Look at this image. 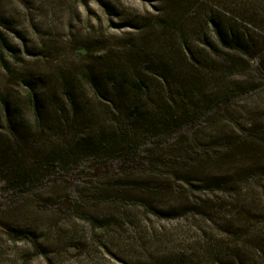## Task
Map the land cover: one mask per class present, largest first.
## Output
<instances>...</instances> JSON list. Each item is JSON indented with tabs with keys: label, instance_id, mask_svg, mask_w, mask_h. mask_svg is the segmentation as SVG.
Instances as JSON below:
<instances>
[{
	"label": "trees",
	"instance_id": "trees-1",
	"mask_svg": "<svg viewBox=\"0 0 264 264\" xmlns=\"http://www.w3.org/2000/svg\"><path fill=\"white\" fill-rule=\"evenodd\" d=\"M62 1L0 0V64L10 74L9 76L17 79L25 89L27 103L33 110L38 126L44 122L46 109L40 92L42 82L26 67L13 66L6 59L4 52L11 51L14 47L11 46L9 33L27 42L25 37L31 31L40 40L46 39L41 43L46 58L51 62L59 61L66 53H64L65 49L55 48L58 42L55 43L56 38H53V35L57 30L56 16L61 9ZM175 1H177L176 13L170 15V10H164L166 12L164 15L167 14L169 17L160 16L154 22L155 27L162 31L148 36L147 43L152 44L157 37L160 38L163 30H166V34L160 38L164 45L173 37L176 24L180 29L190 28V19L193 16L190 17L186 10L184 11L182 0H170L169 3ZM254 1L248 3L242 0V4L237 7L240 14L234 17L236 20L216 12L211 19H202L207 26L211 25L214 29V45L210 44V46L204 42L212 47L213 51L201 50L197 55L190 46V43H195V37L187 41L185 36L180 35V48L168 46L165 49L170 54L176 52L183 56L177 65L159 63L155 55L160 54V51L150 50L146 72L140 68H133L132 71L130 68H123L122 89H120L122 94H119L118 100L116 99L118 102L115 100L114 103L107 94H99L102 100L109 102L115 108L117 117H113L114 114L112 116L110 107L105 111L107 117L112 116L116 123L115 132L104 131L105 133L99 135L96 141L86 139L85 134L89 125V115L86 114L81 129L77 131L76 144L68 142V146L63 145V149L58 153H52L45 158H35L32 164H24L23 157L19 156V144H22V138L11 121L13 114L11 97H8V94L1 95L0 104L8 119L9 135L8 139H1L3 142L0 143V184L4 185L3 196L7 195L4 197V206L10 210L13 206H17V202L21 203L25 198L34 195L44 197L49 193V186H57L63 193L56 194V191L54 197L48 198L50 200L48 208L50 211L58 212L61 219L55 224V229L65 233L64 224L67 223H64L63 219L69 216L64 204L67 189L57 179L52 178L55 170L67 167L69 170L81 169L82 172L88 173L89 169L96 166L106 167L101 163L105 155L117 159L118 175L114 178H106L103 184L96 182L94 192L90 191L91 199H86V205L90 208L97 205L100 208L104 204L111 210L118 208L104 216L102 220L110 222V226L117 228L122 246L130 249L126 254L131 256L130 263L119 259L121 264H152L151 260L154 259V254L150 255L152 243L142 237L138 239L128 234L129 228L132 226L136 228L142 223L134 215L135 211L140 213L138 207L145 208L150 214H163V209L154 207L156 204L152 200L154 198L163 195L165 197V194L168 197L172 196L170 201H167L169 211L182 210L186 204L202 207L207 212L203 215L213 222L214 215L209 214H214V200L205 201L195 198L194 193L200 187L192 184L188 177L196 170L200 174L206 167L214 166V163L229 164L227 158L231 156L232 151L242 153L247 150L257 157L264 146L262 139L264 132H245L234 121L239 102L231 104L226 109H220L222 103L246 95L252 85L260 86L264 83V59L256 60L264 52V45L253 48L256 41L247 33L249 27L264 31V2L260 4ZM181 6L182 10L178 11ZM203 6L204 10L208 8V4ZM242 22L245 24L242 25ZM68 48L69 55H77L79 59L87 51V46L80 41ZM61 62L63 63V60ZM77 71L75 66L69 78L65 77L64 73H60L57 78L58 91L60 97H63L62 100L66 99L73 114L84 116L85 111L81 109L75 93ZM161 79L162 83L159 82ZM257 81L261 84L257 85ZM212 90L214 97L204 99L205 92ZM147 95L148 98L145 97ZM15 110L19 109L14 108ZM189 127L192 128L190 134L187 133ZM227 127L231 128L229 132ZM225 132L228 134L226 140L230 144L226 147H216L218 134ZM175 179L184 182L192 190L183 189L177 192L172 183ZM237 179L239 184L245 183L261 188L264 174L249 176L246 171L238 172ZM154 180L160 183L154 184ZM200 182L206 184L205 181ZM222 185L231 186L227 180H224ZM167 189L173 190L172 195L165 192ZM234 193L238 198L227 199L231 209L225 210L224 205L219 208L226 214L223 221L228 226L227 230H222L221 236H225L222 240H214V245H209L198 253L179 251L169 254L170 257L163 255L153 262L156 264H264V199L257 194L242 195L240 187ZM11 210L15 212V208ZM100 220V217L95 218L91 215L85 218L88 224ZM0 231L7 236L10 243H24L30 247V250L28 248L25 250L21 264H30L35 256H48L45 255L46 247L39 241L36 229L25 228L16 222L12 225L0 223ZM64 238L65 236L61 240L65 250L75 248L78 252L82 251L80 240L74 238L72 239L74 241L69 243L71 239L64 241ZM147 243L150 244L149 247ZM108 254L113 253L109 251Z\"/></svg>",
	"mask_w": 264,
	"mask_h": 264
},
{
	"label": "rangeland",
	"instance_id": "rangeland-1",
	"mask_svg": "<svg viewBox=\"0 0 264 264\" xmlns=\"http://www.w3.org/2000/svg\"><path fill=\"white\" fill-rule=\"evenodd\" d=\"M169 1L63 0L61 9L56 16L57 30L53 38H56L55 43L58 42L55 48L65 49L64 53L66 54L56 62H51L44 54L41 43L46 41L45 38L40 40L30 31L25 37L27 41L25 42L9 33L11 46L14 47L13 50L4 52L6 59L15 67H26L41 80L40 92L46 105L44 122L38 126L33 110L27 103L25 89L17 79L9 76L10 74L0 64V99L4 94L11 97L13 107L11 121L22 138V144H19V156L23 157L24 164H32L35 162V158H45L52 153H58L63 149V145L68 146V142L76 144L77 131L81 129L80 126L83 124L82 120L85 119L86 114L89 115V125L85 134L87 140L96 141L99 135L105 133L104 131L115 132L116 123L111 118L113 114V117H117L115 108L109 102L102 100V96L99 94L109 95L114 103L116 99L118 100L119 94H122L120 89H122L123 68H130L131 71L133 68H140L146 72V65L149 66L147 56L150 50L160 51V54L155 55L159 63L177 65L183 56L176 52L170 54L165 49L168 46L180 48V35L185 36L187 41L195 37V43H189L196 54L201 50L213 51L210 44L214 45L215 43L214 29L211 25L207 26V23L202 19H211L216 12V14L227 15L236 20L234 17L240 14L237 7L242 4V0H182L184 11L186 10L190 17L193 16V20L189 18L190 28L182 27L180 29L176 24L173 37L167 40L164 45L160 38L166 34V30H163L160 38L157 37L152 44L147 43L148 36L162 31L158 30L154 24L158 17H169L167 14L164 15L167 9L170 10V15L176 13L177 1L172 3ZM244 1L251 2V0ZM254 2L263 4L264 0H255ZM205 4H208V8L204 10L203 5ZM183 7L181 6L178 11H181ZM169 31L167 34L170 33ZM247 33L256 41L253 48L264 45V31L249 27ZM78 41L87 46L86 54L80 59L77 55H69L70 51L68 50L69 46L75 45ZM262 58L264 59V52L256 60ZM75 66L78 69L75 93L81 109L85 111L84 116L73 114L69 110L66 99L62 100L63 97H60L58 91L57 78L60 73H64V76L69 78L72 76ZM60 67L63 70L59 69ZM159 82L162 83V79ZM256 84L259 85L261 82L257 81ZM145 97L148 98V95ZM207 97H214V90L205 92L204 99ZM117 100L116 102H118ZM238 102L237 114L233 119L238 123L239 128L245 132H264V83L260 86L252 85L246 95L222 103L220 109H226L231 104ZM107 107H110V112H112L111 119L105 114ZM14 108L19 110L14 111ZM7 125L8 119L0 104V143L3 142L1 139L9 137ZM230 130L231 128L227 127V131ZM191 131L192 128L189 127L187 133L190 134ZM225 133L218 134L216 147H226L230 144L226 140L228 134ZM262 139L264 142V138ZM104 157L101 163H104L103 165L106 167L98 168L96 166L89 169L88 173L82 172L81 169L69 170L67 167L55 170L52 178L57 179L67 189L64 204L69 216L63 219L64 223H67L64 224L66 225L65 233H60L57 228L55 229V224L61 218H59L58 212L50 211L48 208L50 203L48 198L54 197L56 191V194L63 193L59 187L49 186V193H46L44 197L34 195L25 198L21 203L17 202V206L12 207L15 208L14 212L11 210L12 208L9 210L4 206V197L7 195L3 196L4 185L0 184V195L2 196L0 197V223L12 225L17 222L25 228L36 229L39 241L46 247L45 255L48 256H35L30 264H121L119 259L130 263L131 256H126L130 249L122 246L117 228L110 226V222L102 220L104 216L113 213L118 208L111 210L104 204L100 208L97 205L94 208L86 205V199H91L96 182L103 184L106 178H114L118 175L117 165L119 163L117 159L114 156L106 157L104 155ZM227 160L229 164L214 163V166L206 167L205 171H201L200 174L196 170L188 177L192 184L200 187L194 193L195 198L205 201L214 200V214L209 215H214L215 222L208 220L203 215L207 212L202 207L186 204L182 210L169 211L167 201H170L172 196L168 197L165 194V197L163 195L160 198L152 199L154 203L156 202L154 207L163 209V214H150L145 208L138 207L140 213L135 211L134 215L142 223H139L136 228L133 226L129 228L128 235L138 239L142 237L147 242H151L150 255L154 254V259L163 255L170 257L169 254L179 251L198 253L200 250L206 249L207 246L214 245V240H222V237H225L221 236L223 235L221 234L222 230H227L228 226L223 221L226 214L222 213L219 208L224 205L225 210L231 209L227 199L238 198L234 193L238 187L242 190V195L257 194L264 199V183L261 188H255L254 185L239 184L237 179L238 172L246 171L249 176L264 174V146L257 157L251 155L247 150L242 153L232 151ZM237 160L239 161L235 162ZM224 180L230 182L231 186L222 185ZM200 181H205L206 184ZM158 183H160L158 180H154V184ZM172 183H174L177 192L183 189L192 190L179 179H175ZM165 192L171 194L173 190L167 189ZM90 202L93 203V201ZM173 203L171 200V204ZM44 210L45 212H42ZM87 215L95 218L100 217L101 220L88 224L85 221ZM100 225L103 226L100 227ZM64 236V241H67L68 238L71 239L69 243L74 241L72 240L74 238L80 240L82 251L78 252L75 248H71L69 251L65 250L63 240H61ZM147 246L149 247L150 244L147 243ZM27 248L30 250V247L24 243H10L7 236L0 231V264H21ZM109 251L113 254H108ZM154 259L151 260L152 264H156L153 262Z\"/></svg>",
	"mask_w": 264,
	"mask_h": 264
}]
</instances>
